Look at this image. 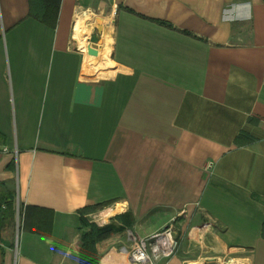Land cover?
I'll return each mask as SVG.
<instances>
[{"label": "crops", "instance_id": "1", "mask_svg": "<svg viewBox=\"0 0 264 264\" xmlns=\"http://www.w3.org/2000/svg\"><path fill=\"white\" fill-rule=\"evenodd\" d=\"M85 11L109 60L74 39ZM0 132V198L52 221L16 220L0 264H83L99 213L123 229L97 264H133L127 232L171 222L158 264H264V0H61L55 29L0 0Z\"/></svg>", "mask_w": 264, "mask_h": 264}, {"label": "trees", "instance_id": "2", "mask_svg": "<svg viewBox=\"0 0 264 264\" xmlns=\"http://www.w3.org/2000/svg\"><path fill=\"white\" fill-rule=\"evenodd\" d=\"M61 0H30V13L37 20L53 27L55 29L58 22ZM245 134L241 133L236 142L241 144L244 142ZM4 139V134L0 132V140ZM251 138H248L250 140ZM248 142V141H247ZM101 204H96L85 208V211H96L101 208ZM20 211V210H19ZM41 209L34 206H24L21 208L20 217L22 228L26 231L35 232L38 234H49L52 232V221L50 215ZM123 215H117L116 218L123 220ZM16 217L17 210L15 207L14 194L11 192L7 200L0 198V243L9 241V245H13V240L16 234ZM83 233L81 237V258L83 264H97V249L96 244L99 241L107 239L117 231L123 229L114 223H108L99 226L96 223H90L88 219L81 217Z\"/></svg>", "mask_w": 264, "mask_h": 264}, {"label": "built area", "instance_id": "3", "mask_svg": "<svg viewBox=\"0 0 264 264\" xmlns=\"http://www.w3.org/2000/svg\"><path fill=\"white\" fill-rule=\"evenodd\" d=\"M94 222H105L103 213L96 214ZM179 240L173 222L160 230L142 237L129 232V246H123L122 251L129 254L133 264H158L160 260L167 259L176 254Z\"/></svg>", "mask_w": 264, "mask_h": 264}, {"label": "bare ground", "instance_id": "4", "mask_svg": "<svg viewBox=\"0 0 264 264\" xmlns=\"http://www.w3.org/2000/svg\"><path fill=\"white\" fill-rule=\"evenodd\" d=\"M91 13L90 12H82L81 14L77 15L75 27H74V39L78 41L81 48L90 56V59L93 60L97 56L100 57L102 60H109V53H110V43H111V36L110 34L105 35V41L102 47L90 46L88 47L87 37L91 31V26L89 25V21L91 20ZM104 62V61H103ZM90 62L86 64V66L90 67ZM104 64V63H103ZM110 211L106 212V215L109 214ZM124 257V255H122ZM121 256V257H122ZM106 261V259L104 260Z\"/></svg>", "mask_w": 264, "mask_h": 264}, {"label": "rangeland", "instance_id": "5", "mask_svg": "<svg viewBox=\"0 0 264 264\" xmlns=\"http://www.w3.org/2000/svg\"><path fill=\"white\" fill-rule=\"evenodd\" d=\"M94 60H95V59H94ZM15 207H16V210H17V217H16V220L18 221V228L20 229V228H21L20 224H21V220H22V219H21V217H20V213H19L20 208H19L18 203H17L16 200H15ZM91 219H93L92 216L90 217V220H91ZM109 220L111 221V219H109V217H107V218L105 219L106 222L104 223V221H103L104 224H103V223H102V224H103V225L108 224V223L110 222ZM96 224H99V223L96 222ZM99 225H100V224H99ZM132 233H133V232H132ZM128 234H129V232H127L126 236H127ZM133 234H134V233H133ZM149 235H150V234L141 235V236H142V237H146V236H149ZM128 239H129V238H128ZM212 262H214V261H212ZM207 263H208V262H207ZM218 263H219V264H223V262H218ZM218 263H217V264H218ZM208 264H209V263H208Z\"/></svg>", "mask_w": 264, "mask_h": 264}, {"label": "water", "instance_id": "6", "mask_svg": "<svg viewBox=\"0 0 264 264\" xmlns=\"http://www.w3.org/2000/svg\"><path fill=\"white\" fill-rule=\"evenodd\" d=\"M90 49V48H89Z\"/></svg>", "mask_w": 264, "mask_h": 264}]
</instances>
